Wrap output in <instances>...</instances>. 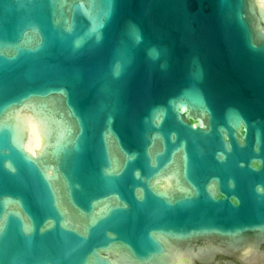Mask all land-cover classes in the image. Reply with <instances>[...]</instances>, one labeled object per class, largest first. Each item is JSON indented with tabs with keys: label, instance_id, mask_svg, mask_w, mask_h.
I'll use <instances>...</instances> for the list:
<instances>
[{
	"label": "water",
	"instance_id": "obj_1",
	"mask_svg": "<svg viewBox=\"0 0 264 264\" xmlns=\"http://www.w3.org/2000/svg\"><path fill=\"white\" fill-rule=\"evenodd\" d=\"M0 264H264V0H0Z\"/></svg>",
	"mask_w": 264,
	"mask_h": 264
}]
</instances>
